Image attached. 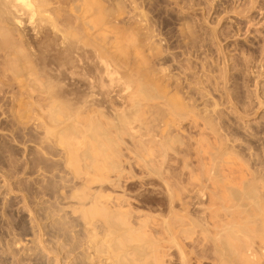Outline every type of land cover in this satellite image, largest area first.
Here are the masks:
<instances>
[{"label": "rangeland", "instance_id": "1", "mask_svg": "<svg viewBox=\"0 0 264 264\" xmlns=\"http://www.w3.org/2000/svg\"><path fill=\"white\" fill-rule=\"evenodd\" d=\"M81 1L51 0L49 6L53 9L55 22L60 28H65V31L66 28L72 30L73 32H70L74 33L73 35L80 30L76 33L77 36L80 35L83 40L87 39V41L92 42L89 38L95 33L92 32L91 25L93 21L90 20L96 18V14L99 13L100 15L101 12L100 16L102 17L117 18L115 29L109 26V28L103 27L106 29L101 30L102 33H107H104L105 36H101L106 38H103V41H106V43L104 42L105 45L116 50L125 47V52H132L133 55L135 45L132 38H135V40L137 38V40H140L138 42H143V44L140 43L141 45L137 46V53H134L138 54L137 56H140V59H144L143 62L141 60V66L145 69L144 67L147 65L146 68L149 67L154 70V68L158 69L157 66L159 65L158 72H163L164 75L167 74V79L165 77L166 81L163 80V84L166 82L165 85L169 86V89L177 86L178 88H175L180 96L181 92L182 96L184 94L187 103L189 102L187 97H189L191 101L188 104L190 107L192 106L191 109L196 115L192 114L194 117L198 115L196 119L193 117L196 120L193 119L196 125L199 124L197 122L202 124L204 117L211 116L212 119L214 115L212 116L211 113L213 112L209 111L214 107L213 103L215 101L218 104L215 107H221L220 111L217 108L214 109L218 110L221 117H223L222 126L225 127L224 130L226 129L227 134L223 131V127L222 130H219L218 125L216 128L220 131L218 132L219 135L223 131L220 137L222 140L218 138V134L216 136L217 130H214V132L211 130L212 134L214 133V138L211 137L210 130H205V132L203 130L204 133L210 131V134H206L208 137L202 136L201 133L203 132L198 128L201 127L200 125L194 127V130H198L196 131L198 133L193 130H187L188 133H186L187 131L184 132V134H189L191 137L190 134L194 135L196 133L194 136L198 134V136L192 137L195 138L193 141L190 140L191 137L186 138L188 135L182 136H185L183 139L190 143L189 145H199L194 147L195 150L186 143L191 148L187 146L186 150H194L193 153L191 151L193 155L189 153L184 157L186 162L195 163L197 169L199 165L195 162L197 160L195 151L201 153L199 149L202 148L203 150L204 146H206L204 147L206 149L203 152L211 151L215 145L217 148L223 146L222 149L220 148L222 152L219 148L214 147L215 149H213L214 152L220 150L221 156L219 155V158L214 161L210 160V162L207 159L204 161L206 168L210 165L219 168H217L215 175L217 189L224 191L230 179L236 181L240 179V173L242 176L246 175V178H250L248 173L252 171V167H258L254 164L255 162L258 164L263 161L261 173L264 177V0H84L86 4L84 1L81 4ZM93 8L97 9L98 13ZM93 10L96 12L95 15ZM106 14L109 16H106ZM79 15L80 18L83 16V20L85 18L83 21L85 23L84 27L81 25L82 23L78 22L82 20L78 18ZM88 18L90 20H86ZM78 25L81 26L78 27ZM118 27H120L119 31L124 28L123 32L120 31L121 34L117 31ZM88 29L89 31H86ZM112 29L114 30L112 31ZM107 31H109L111 37ZM114 31L117 32H115V35L123 34L121 37L119 35H116V37L123 38L124 43L122 39V42L119 41L118 43V39H116L117 43L113 42L115 40L113 39L115 37L113 35ZM80 32L82 35L78 34ZM91 33L92 35H89ZM134 34L135 37H133ZM51 38L53 36L50 29L46 27L40 31L36 40L41 39L47 42ZM4 40L0 37V54L5 47L3 45ZM109 43L111 44L108 45ZM113 43L117 45L115 46ZM120 43L125 46L120 45ZM126 45L128 46L126 47ZM133 47L134 49H132ZM138 49L139 51L142 49L141 52H138ZM164 67L165 69L168 67V70H165ZM157 69L154 72L157 75L152 72L153 70H149L156 78L158 74L160 76ZM144 71L146 73V70ZM214 74L215 76H213ZM156 78L154 80L156 84L162 81V78L159 81ZM224 80L226 84L223 85ZM170 81L173 83H170ZM218 83L220 84L217 85ZM223 86L227 87L226 94L223 92L225 96L220 92ZM22 88H24V92L18 94V86L15 82L10 79H0V264L130 263L133 257L129 253L123 259L121 258L119 262L115 261L114 245L110 242L115 235H110L105 231L104 213L110 215L114 220L123 218L121 214L123 213L126 215V221L131 225L134 221L138 222L140 218L145 221V217L148 216L149 218L151 214L155 216V212L165 210L164 197L156 192H151L148 184L149 177L145 174L143 176V172H140L141 170L137 166L132 167L131 170L128 169L123 173L124 176L116 180L112 177H105L101 173V170H104V164H95L90 167L82 163L62 164L61 160H58L60 158L57 157L59 156L58 146L51 145L49 148L47 146L46 152L42 155L38 146H36L39 134L38 123L40 122L36 107L42 102L38 100L36 92L29 85ZM207 90L209 93L206 92ZM221 94L225 98L221 97ZM227 94L233 96L230 99L234 104L230 106ZM211 95L213 99L210 98ZM217 96L218 98H214ZM222 99L227 101L224 103ZM149 102L151 103V101ZM234 105L236 108L238 107V112H236L240 117H237L236 112V117L234 113L232 114ZM206 108L208 110L210 108V110L208 111ZM143 110L145 111V108ZM227 115H230V117L227 118ZM226 119L232 121L227 122ZM228 125L235 128L231 130ZM230 131L236 132L237 135L233 133V136H231ZM226 136H229V139L231 137L235 138V140H228V143V137L226 138ZM208 138H211L209 139L211 142L221 140V144L224 145L217 142V146L215 141L212 143L207 142ZM195 140L197 143H195ZM185 141L181 145L170 143L167 152L168 157L171 158L176 151L184 149L186 147ZM209 144L212 145L210 149L208 148ZM229 144H233L235 148L232 145L229 146L230 148L227 147ZM200 145L201 148H199ZM224 146L227 147V150H223ZM121 151L124 152L123 147ZM125 151L127 152V150ZM202 154L200 156L206 157L208 155L206 152ZM256 157L260 161H257ZM232 159L236 161L234 172H230V168H228L230 165H226ZM170 163L178 169L182 167L180 162L170 161ZM185 170L183 169L184 172ZM176 211L178 210L176 209ZM145 214L147 216H144ZM136 216L144 217L137 219ZM154 216L152 217L154 221L151 220L148 223L151 226L152 223L156 222L157 225L153 224L152 227L157 228L160 217L156 215L157 218L159 217L157 219ZM188 222L189 231L182 234L181 238L178 239L186 254V264L238 263L237 261L230 263L225 258V249L227 251L228 248L226 247L228 246L223 239V234L219 236V238H223L218 241L215 239L216 237H212L216 240L215 242L209 238L215 232H210L209 236L207 231L202 230L200 226L192 224L189 220ZM186 234L189 237L185 238ZM132 238L133 234H126L124 237L118 236L116 240L124 245L131 243ZM223 243L225 244L223 245ZM222 246H225L224 249ZM125 249L129 251V246ZM172 249L174 250V248ZM222 252L225 256L220 255ZM220 257L221 259H219ZM171 262L181 264L175 257L171 258Z\"/></svg>", "mask_w": 264, "mask_h": 264}, {"label": "bare ground", "instance_id": "2", "mask_svg": "<svg viewBox=\"0 0 264 264\" xmlns=\"http://www.w3.org/2000/svg\"><path fill=\"white\" fill-rule=\"evenodd\" d=\"M50 4L51 0H0V37L5 39L3 42L5 47L0 54V79H10L15 82L18 86V94L24 92V88L22 87L29 85L36 92L38 100L42 102L36 107V111H38L37 116L40 121L38 123L39 134L36 140V146H38L42 155L46 152L47 146L48 148L51 145L58 146L59 156L57 157L60 158L58 160H61L62 164L72 165L82 163L87 167L95 164H104V170L102 169L101 173L105 177H112L116 180L124 176L125 174L123 175V173L125 171L137 166L138 169L140 168V172H143V176L145 174L149 177L148 184L151 192H156L164 197L162 198L165 200V210H157L158 212H155L160 217H158V221L160 222H158L157 228L152 227L156 222L152 223L151 226L149 224L151 220L154 221L152 218L154 214L153 216L152 214H148L150 215L149 218L145 214L144 216H147L144 219L145 221L140 218L144 216H136L141 221H134L135 223L133 222L130 225L126 221V215L123 213H121L123 218L117 220H114L110 215L104 213L105 231L110 235H115L110 241L114 245L115 261L117 260L116 262H119L121 258L123 259L129 253L133 258L127 264H173L171 262V258L173 259V257L179 260V263L186 264V254L179 244L178 239L181 238L182 234L189 231V220L192 224L198 225L202 230L207 231L208 235L210 232H215L212 233L214 236H207L215 242V239L217 241L221 240L223 237L219 238V236L223 234V239L228 249L227 251L225 249L226 256L223 252L220 255H224L230 263L237 261V264H264V177L261 173L263 161H260L258 158L260 154L255 158L260 162L258 164L256 162L254 163L260 168L253 166L252 171L248 173L250 178H246V175L242 176L240 173V179L237 181L230 179L224 191H220L215 186V175L218 167L216 168L215 165H210L211 163L208 168L204 166L206 165L204 162L206 159L210 162V160L214 161L219 158V155L221 156L220 152H222L221 149L223 148V146L222 148L220 146V149L218 144L219 142L221 144L222 138L220 137L223 131L226 132V129L224 130L225 127L222 126L223 117H221L219 112L221 107H215L216 105L218 106L215 103L217 99L214 100L215 102L213 101L214 107H210L211 110L213 109L212 111L210 108V111L206 108L209 112H213L211 114L212 116L214 115V119L213 117L211 119V116L208 118L204 117V119L202 118V124L197 122L199 123L197 125L201 126L198 127L195 124V119L198 115L194 117L196 114L193 113L192 106L190 107L189 105L191 101L189 97H187L189 100L188 104L185 101L184 94L182 96L181 92L180 96L178 90L175 88L177 86H173L174 88L170 87L169 89V86L165 85L166 82L163 84V80H165L167 74L165 73L166 75H164L162 74L163 72H158L159 65L157 66L158 69L154 68L155 66L153 67L154 70L157 69V73H160V76L158 74L159 78L157 76L158 79L154 77L157 75L154 73L156 70L154 71L151 68L152 71L149 67V69L146 68L147 65L144 67L145 69L141 66L144 59H140V56L134 53H137V46L143 44V42H138L140 41L139 39L137 40L136 38V41L131 36L133 39L132 42L135 45H132L135 47V49L134 47L132 49L135 52L133 50V55L132 52L130 53L128 51L130 54L127 51L125 52L124 40L120 38L123 36V34L120 35V31L124 28L119 31L120 27H118L117 31L120 34L116 35H119L120 39L116 37V31H114L113 35L115 37L113 39L115 40L111 41L116 42V39H118L117 41L119 43V41L122 42V39L123 43H120V45L123 44L124 49L116 50L105 45L106 41H103L105 37L102 38L101 36H105L104 33L106 32L102 33L101 30L109 28V26L115 29L117 18L110 19L105 16L102 17L100 16L101 10L99 11V15L97 10L99 8H93L97 10L96 12L98 14L95 15L96 12L93 10L96 18H93V20L86 19L93 21L92 27H90L93 28L92 32L95 33L93 35L92 33L89 34L92 35L91 37L89 36L90 38L88 37L92 42L90 40L88 42L87 39L83 40L80 35H78L79 37L77 36L76 33L80 31L79 29L73 35L74 33L72 34L70 32L72 30L66 28L65 31V28H60L55 22L54 12L49 6ZM106 16L109 15L106 14ZM82 17L80 18V15L78 16L79 19H82ZM118 18L120 19V17ZM84 20L82 19L78 22L82 23L81 25L83 26L85 24L83 22ZM81 25H78V27ZM46 27L50 29L53 38L47 42L41 39L36 40L40 31ZM68 28L71 29L70 27ZM86 31H89V29ZM81 32L78 34H81ZM107 32L109 33V31ZM127 34L129 35V33ZM135 34L133 37H135ZM109 36L111 37L110 33ZM113 45L115 44L113 43ZM139 49L138 52H141L142 49L140 51ZM166 69L168 70V67ZM144 70H146V73ZM149 70L155 75L153 76ZM161 70L163 71V69ZM155 78L158 81L162 78V81H159L160 85L159 82L157 84L155 83ZM223 79L225 78L223 77ZM213 80L215 81L214 78ZM170 83L173 82L170 81ZM224 83L226 84L225 80L223 85ZM226 88L223 86L220 92L226 94ZM228 91L231 90L229 89ZM206 92L209 93L208 90ZM201 93L203 94V92ZM223 95L221 97L225 96ZM226 96L228 97V102L230 100V104L227 102L229 106L234 104L231 101L233 96H228V94ZM212 97L211 95L210 98ZM190 98L192 99V97ZM214 98H218V96ZM147 104L148 106H146ZM209 106L211 105L209 104ZM142 108H145V111ZM214 108L219 109V111ZM237 108L235 106L233 107L234 111L231 110L235 117L238 112ZM143 113L146 115L144 116ZM230 115H227V118ZM224 117L226 118V116ZM104 120L106 121L104 122ZM223 125L225 126V124ZM216 126L219 130L223 127L220 135L218 133L220 131L217 130ZM194 127L200 128L199 130L201 132L203 130L204 132L205 130H212L213 132L217 130L216 136L218 134V138L221 139L219 142L217 141L219 140L217 137V140H214V133L212 134L211 131L212 140L216 142L215 144L218 142L217 146L221 151L216 150L214 152L213 149L217 148L214 144L215 148H211V151H204L208 154L204 157L202 153H204L203 150L206 149H204L206 146L202 150L200 145L199 148L201 149L199 150H201V153H199L202 155L200 156L195 151V158H197L195 162L199 165L197 169L194 165L195 163H188L184 160V157L191 153L192 150H186L190 143L183 139L185 136H182L188 135L186 138L191 137L189 134H184V132L187 130L198 131L194 130ZM234 128L232 127L231 130ZM209 132L201 133V135L206 136ZM230 133H232L231 136H233V133L237 135L234 131H230ZM190 135L192 137L198 136V134L196 136L193 134ZM227 137V141H232V137L231 139H229V136ZM191 138L190 140L192 141L195 139ZM209 139L211 138H208L207 142H211ZM187 140L189 141V139ZM183 141H185V145L186 143L188 145L184 149L176 151L171 158L168 157L167 152L170 148V143L173 142L181 145ZM209 145L208 148L210 149L212 145ZM221 145L224 144L222 143ZM231 145L234 147L233 144ZM231 145L229 144L227 147ZM189 146L194 148L197 144L195 146L194 144ZM189 146L188 148H190ZM122 147L124 148V152L121 151ZM226 148L224 146L223 150H227ZM194 149L196 150V148ZM192 153L190 155H193ZM170 161L180 162L182 163V167L178 169ZM226 165H230L228 167L230 168V172L236 170L234 169V166H236L235 160L232 159ZM183 169H186L185 172ZM258 180L260 182H256ZM156 215L154 218H157ZM126 234H133V241L124 245L118 243L116 238L118 236L124 237ZM187 237H189L188 234H186L185 238ZM212 237L216 238L213 239ZM128 246L129 251L125 249Z\"/></svg>", "mask_w": 264, "mask_h": 264}]
</instances>
